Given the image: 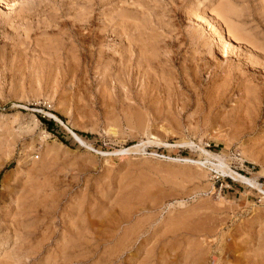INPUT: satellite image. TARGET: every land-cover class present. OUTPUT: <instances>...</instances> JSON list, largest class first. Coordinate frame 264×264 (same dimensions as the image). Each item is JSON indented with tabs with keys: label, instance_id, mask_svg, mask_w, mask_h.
<instances>
[{
	"label": "rangeland",
	"instance_id": "374dc122",
	"mask_svg": "<svg viewBox=\"0 0 264 264\" xmlns=\"http://www.w3.org/2000/svg\"><path fill=\"white\" fill-rule=\"evenodd\" d=\"M204 1H0V264H264V196L160 157L264 190V0Z\"/></svg>",
	"mask_w": 264,
	"mask_h": 264
},
{
	"label": "bare ground",
	"instance_id": "6f19581e",
	"mask_svg": "<svg viewBox=\"0 0 264 264\" xmlns=\"http://www.w3.org/2000/svg\"><path fill=\"white\" fill-rule=\"evenodd\" d=\"M2 2V0H0ZM204 1V0H202ZM205 2V1H204ZM218 2V1H217ZM222 2V1H221ZM225 2V1H224ZM6 3V2H5ZM198 3V2H197ZM220 3V2H219ZM230 4V3H229ZM197 5H200V3H198ZM232 5V4H231ZM216 7V6H215ZM219 8V7H218ZM221 8V7H220ZM219 8V9H220ZM212 9V8H211ZM215 10V9H214ZM217 11V10H216ZM214 14V13H213ZM197 15V14H196ZM195 16V15H194ZM214 17L217 19V20H220L222 22H224V24L226 25V28H227V31H228V35L230 37H233L235 38L236 40H249V38L243 34L242 30L238 27H236L235 25H233V22H232V19L230 18L231 16H229V13L226 11V10H223V9H220L219 11L216 12V14L214 15ZM199 18V17H198ZM200 19V18H199ZM201 22V21H200ZM238 22V21H237ZM243 22V21H242ZM240 23V22H239ZM246 23V22H244ZM243 23V24H244ZM209 26V29L211 31H215L214 27L212 25H208ZM207 26V27H208ZM220 26V25H219ZM226 31V30H225ZM244 31V30H243ZM217 32V31H216ZM250 32V31H249ZM214 34V33H213ZM220 35V34H219ZM254 36V35H253ZM217 37V36H216ZM254 38H256L254 36ZM253 42V41H251ZM257 44V43H256ZM222 45V44H221ZM244 45V44H243ZM252 47L253 48H256L257 46L252 44ZM259 48V47H258ZM258 48H256V50H258ZM260 50V49H259ZM261 52V50H260ZM198 56V55H197ZM256 56H260L261 58L264 59V53L261 54V53H258V51H256ZM194 60V59H193ZM196 60V59H195ZM206 63V62H205ZM195 64V63H194ZM203 65V64H202ZM134 68V67H133ZM185 68V67H184ZM195 68V67H194ZM198 68V67H197ZM196 68V69H197ZM186 70V69H185ZM252 108V107H251ZM49 115L53 116V118H56L58 119L54 114L52 113H49ZM59 120V119H58ZM76 138L79 139V137L73 133ZM83 143V141H82ZM140 143V142H139ZM142 143V142H141ZM189 143V142H188ZM143 144V143H142ZM146 144V143H144ZM200 146V145H199ZM138 146L135 145V146H132V147H128L126 149H121V150H118L120 151V153H128V152H132L134 150H138ZM144 149V148H143ZM204 151V153L206 154V159L205 161H200V160H195V159H190V158H171V157H167V156H163L161 155L160 157H163L165 159H168V160H172V161H183V162H189V163H194V164H197L198 166L201 165V166H206V164H209V169L210 170H215V171H221L223 172L224 174H228V176L231 177V179H235V180H239L243 183H246L247 185H249L251 188L253 189H257L263 196H264V190L259 186L258 182L255 180V179H252V178H249V177H246L240 173H237L236 171H233L232 169L230 170L229 166L226 167V163H224L223 159L221 157H219L218 155H214L212 154L211 152L209 151H206L204 149H202ZM143 151V150H142ZM140 152V151H139ZM205 157V156H204ZM211 157L215 158L216 162H213L211 160ZM222 173V174H223ZM144 193V192H143ZM82 240V239H81ZM122 242V241H121ZM127 245V244H126Z\"/></svg>",
	"mask_w": 264,
	"mask_h": 264
},
{
	"label": "trees",
	"instance_id": "16d2710c",
	"mask_svg": "<svg viewBox=\"0 0 264 264\" xmlns=\"http://www.w3.org/2000/svg\"><path fill=\"white\" fill-rule=\"evenodd\" d=\"M47 123V127L48 129H50V125H52V121L51 120H43Z\"/></svg>",
	"mask_w": 264,
	"mask_h": 264
}]
</instances>
